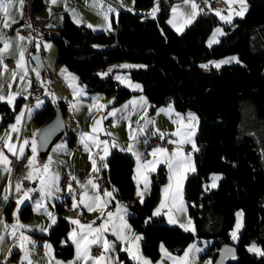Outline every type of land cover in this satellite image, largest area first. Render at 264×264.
Returning a JSON list of instances; mask_svg holds the SVG:
<instances>
[{
  "label": "trees",
  "instance_id": "trees-1",
  "mask_svg": "<svg viewBox=\"0 0 264 264\" xmlns=\"http://www.w3.org/2000/svg\"><path fill=\"white\" fill-rule=\"evenodd\" d=\"M156 1L132 3L135 9L148 10ZM245 1V16L224 26L223 37L213 47L206 43L219 25L218 18L203 12L177 34L167 24L171 0H162L155 18L120 12L112 18L113 33L97 34L84 25L77 27L65 14L58 35L50 38L56 45L57 64L73 73L88 93L114 95V105L134 96L111 77L100 79L95 74L107 64L128 61L138 65L128 70L129 76L142 85L151 111L172 105L175 111L193 112L199 119L195 169L184 185V199L194 221L193 234L169 227L163 219L148 222L159 188L167 180L164 168L151 175V193L140 203L135 197L133 157L112 150L106 160L104 187L114 188L117 199L128 203L132 213L129 223L142 237L140 248L150 261L159 258L160 244L177 256L195 241L212 240L213 262L220 247L229 244L237 249V260L232 264H264V0ZM44 7V0H35L32 11L37 13ZM93 46L101 50L94 51ZM230 55H236L242 66L209 71L200 67ZM57 106L65 114L63 103L46 101L44 108L33 115L34 123L42 127ZM0 115L3 129L12 122L14 113L0 103ZM216 174L222 175L217 189L205 192L204 184ZM55 207L57 213L61 211L60 205ZM238 211L243 212L244 223L234 244L229 233ZM30 215L26 204L19 217L27 221ZM70 228L66 219L57 217L47 236L54 255L62 260L74 256L72 245H62ZM252 241L260 246L261 255L247 251ZM119 256L123 264H134L124 254Z\"/></svg>",
  "mask_w": 264,
  "mask_h": 264
},
{
  "label": "rangeland",
  "instance_id": "rangeland-1",
  "mask_svg": "<svg viewBox=\"0 0 264 264\" xmlns=\"http://www.w3.org/2000/svg\"><path fill=\"white\" fill-rule=\"evenodd\" d=\"M47 1L48 4L41 11L37 12L36 15L47 23L48 29L52 34L58 35V29L63 24L64 15L67 14V7H72V3L71 0ZM74 1L76 6L73 9L76 10L82 22L85 23V27L97 34L115 32V28L112 25V17L115 15L114 19H116L120 12L128 11L136 15H149L152 12L149 11V13H146V10L133 8L132 0ZM242 1L245 2V6H243L245 8L239 7L236 9V12H239L238 18L225 17L224 19L227 21L225 23H222L218 19L219 25L214 29L207 42L209 47L215 46L219 42V39L223 37L224 26L231 24L235 20L242 19L245 16L247 4L245 0ZM117 4H120L121 7L117 8ZM127 4H130V6H127ZM179 4L180 7L178 8L177 6ZM20 6L21 21H23V3ZM196 6L192 3H183L182 0H171L169 22L172 25L176 23L180 24L179 22L182 21H179V18L183 15L185 17L190 13H194L197 10ZM13 20L12 18H8L4 22V16L0 12V67L3 59H13L15 61V58L10 54H13L20 60L25 51V80L17 79V82H19L17 84L21 90L20 92L24 94V97H22L26 101L31 88L30 75L27 69V64L30 63L33 78L42 93L41 97L35 96L37 100H43L44 103L50 101L56 104L62 102L67 105V114L64 116L67 137L65 140L54 145L44 159L33 153L30 162L26 159L24 162L18 160L24 166L23 173L27 166H29V175L26 174L25 177L19 178L14 186L10 184V181L8 183L5 182L4 173L0 172L1 195L5 192L13 195L10 201L17 205L20 202L32 204L33 213L29 220L32 225H36L39 229L45 228V231L48 230L44 226L45 221L50 220L53 212L57 213L55 207L57 204L61 206V211H58V217L66 219L71 226L66 237L67 240L70 239L71 244L68 241H63L62 245L68 243L76 251L74 256L67 261L58 259V264H117L119 262L123 264L119 256L120 254H124L125 258L134 264H194L195 260L193 262L190 255H193V258L196 259L195 264H213L214 242L212 240L195 241L182 254L177 256L168 253L164 246L160 244L159 258L154 262L150 261L142 253L141 248L139 249V243L131 238V234L134 236L139 235L132 229L129 223L132 213L128 207V203L117 199L114 188L104 187V191L101 193L100 185L97 182L103 179V172L107 168L106 160L110 156L111 151L118 150L126 152L134 160L133 176L136 188L135 197L140 203H143L151 193V175L156 174L159 168H164L167 180L159 188L152 218L148 222L163 219L165 225L177 227L193 234L194 221L189 215V209L184 199V185L187 176L191 175L195 169L194 155L198 151L196 135L199 125L197 115L193 112H176L172 105L158 107L151 111V104L142 94L141 100L143 101L141 102H144L145 105L140 103L138 97L131 99L130 102L136 103H133V112L129 113L128 111L131 119H127L125 123L123 121L117 122L116 116L114 115L111 116V123H103L102 117L99 115L100 117H97V120L94 119V123L92 122V128L85 127L84 125L87 124L98 107V104H95L94 101H87V96L89 95L86 86L79 84V80L76 79L75 82H71L70 88L71 93L73 92L74 94L66 90L63 81L67 80L64 74H72L70 76H73V78H75V75L69 73L64 66L57 64L56 45L50 38H40L37 40L27 62L26 58L28 53H26V50L28 52L30 50V41L20 34L19 30L22 26L15 27L13 31H10L13 28L12 26L17 24V22L10 24ZM194 21L195 19L188 25H191ZM8 23L10 25L7 28L6 25ZM188 25L184 26L183 30L175 32L177 34L183 33ZM7 40H9L10 44H6L7 42L5 41ZM34 54L42 56L45 70V77L43 78L30 61V57ZM212 64L214 65L211 66ZM227 65L242 66L236 55H230L216 61L202 63L200 67L204 71H209ZM131 67L136 68L138 65L130 64L128 61L110 63L104 68L98 69L95 74L100 79L111 77L122 88L132 93H136V91L142 93V85L139 82L133 81L129 76L128 70ZM3 77H5V74L0 71V82L3 80ZM25 87L26 90L23 92ZM72 99H75V107L77 109L80 107L79 110H82V112L77 111L76 115L73 113L74 106L72 105ZM13 101L15 103L16 100ZM14 105L12 111L15 109ZM77 117L82 118V122L86 124L80 126V122L77 120L79 118ZM108 117L110 116H107L106 120ZM149 118L152 120V125L148 131H145L144 125ZM30 120L31 117L29 116L21 144L20 157L25 156L27 149L26 137L29 133ZM12 124L8 129L3 128L0 131V146L6 152L9 150L5 141L14 143L13 146L15 148L19 145L18 141L14 142L17 132L16 123ZM133 126L135 129L132 128ZM33 129L37 130V127L33 126ZM72 134L75 136V141L70 143L69 140ZM154 136L166 139L172 146V150L168 151L167 149L150 147L148 145V138ZM103 138L109 139L110 142H107L111 143V146L108 143H104L105 140L103 141ZM129 141H133L134 143L130 144ZM36 142L37 137L33 136V152H35ZM103 146L107 147L109 154H103ZM6 152L3 151V154H6ZM33 162L41 164V166L35 168L33 167ZM2 167L3 164L1 162L0 169ZM63 175H69L77 183L76 190H73L71 187H62L61 177ZM31 178L38 180V184L34 190L31 188L28 190V185L24 186L22 183L23 181H32ZM221 179V174L214 175L209 182L204 184L205 192L217 189ZM81 185H84V187L82 188ZM35 190L39 191V198L37 200L32 198ZM75 191L79 192L80 195L76 196ZM29 193H31L32 199L29 198ZM102 201H105L108 204V210H111V215H108V218L111 216L115 219V227L113 228L112 235H107L106 229H103V227L99 228L95 225L100 219L98 213ZM76 209L80 211V215L87 217L88 223H91L89 226H85L83 229L84 232L76 228L78 226L77 220H75V218L77 219V215H74ZM81 209L85 210V213ZM20 211L17 213L18 220L24 222L19 218ZM15 213L16 211L13 212L14 215ZM243 223L244 214L242 211H238L236 213L234 227L229 233L234 244L239 240ZM124 246L128 247L127 251L123 250ZM88 248L89 251H87ZM94 251L97 253L94 254ZM247 251L258 256L261 253V248L252 241L248 245ZM97 256L102 257H98V261L94 260Z\"/></svg>",
  "mask_w": 264,
  "mask_h": 264
},
{
  "label": "crops",
  "instance_id": "crops-1",
  "mask_svg": "<svg viewBox=\"0 0 264 264\" xmlns=\"http://www.w3.org/2000/svg\"><path fill=\"white\" fill-rule=\"evenodd\" d=\"M90 1L94 2V1H99V0H90ZM219 1L223 5L222 8H217L214 10H208L207 11V10L200 9L198 6H196L197 10L194 13H190L189 15H186L185 17L183 15L179 18V21H182V22H179L180 24L176 23L175 25H172V23H170L168 19H167L168 20L167 24L174 31L183 30L184 26H187L190 22H192V20L196 19L197 18L196 16H198L200 13H202V11L210 12V13L214 14L215 16L218 17V19L222 23H225V22H227L224 19L225 17L226 18H238L239 12L237 13L236 9L239 7L241 8V7L245 6V2H243L242 0H219ZM161 2H162V0L156 1V3L150 9L146 10V13H149V11H152L149 15L147 14V16H149L150 18H155L157 13L160 10ZM182 2L187 3V4H189V3L195 4L193 0H182ZM21 3H23V0H0V12H2V14L4 16V22L8 18L14 19L13 21H11L10 24H12L13 22H17V24H14L12 26L13 28L10 31H13L15 27H20L22 24L21 6H20ZM71 3H72V7H67V14L71 10H75V9H73L74 6H76L75 1L71 0ZM119 5L120 4H117L116 7L120 8L121 5L120 6ZM127 6H130V4L129 5L127 4ZM132 6H133V3H132ZM177 7L179 8L180 4ZM178 8H176V9H178ZM243 8H245V7H243ZM114 14H116V13H114ZM114 16L115 15H113L112 18H114ZM169 16H168V18H169ZM10 24L8 23L6 25V27L7 26L9 27ZM83 25L85 26V23H83ZM2 35L4 36V34H2ZM26 39H28V38H26ZM5 42H7L6 44H10L9 40H7ZM206 44L208 46V43H206ZM24 52H23V55L21 56L20 60H18V58L16 56H14L13 54H10L11 56H13L15 58V61L13 59L12 60L7 59V60H11L13 62L12 67H6L5 65H3L2 62H1V67H0V71L5 74V77H3V80L0 82V103L8 106L10 111H12L13 105L15 104L14 105L15 109H14V111H12L14 113L13 120L5 128L8 129L12 123H16L17 132L15 135L14 142H16V141L19 142V145L15 148V146H13L14 143H9L8 141H5L6 146L9 150L7 152H10V153H7L4 150V148H2V150L0 151V163L2 162V164H3V167L0 169V172L4 173L5 182L8 183L10 181V184L12 186H14L16 181L19 179L18 178L13 183L11 182L10 165H11L12 158L16 157L18 160H20L22 162H24V160L26 159V160H29V162H30L33 153H35L36 155H39L38 140L36 142L35 152L32 151L33 136L38 137L39 130H40V127H38L33 121V115L36 112L40 111L42 108H44L45 103H46V102L44 103L43 100H37V97H35L33 105L26 109L25 99L23 98L24 94L22 92H20L21 90L19 88V85L17 84V83H19V82H17V79L18 80L19 79L25 80V76H26V74H25V64L26 63L24 60V58H25ZM26 53H28V50H26ZM41 58H42V56H41ZM42 63H43V61H42ZM213 65L214 64H212L211 66H213ZM43 67H44V65H43ZM27 69L29 71V75L33 78V74H32L31 69H30V63L27 64ZM63 73H66V72H63ZM69 73H71V72H69ZM70 75H72V74H70ZM70 75L67 73L64 74L67 81H63L64 86L69 93H71V89H70L71 88V82H75L76 79H78L76 76H75V78H73V76H70ZM43 77H45V70H44V76ZM33 80H34V78H33ZM79 84H81V83H79ZM25 90H26V87L23 90V92H25ZM71 94H74V93L72 92ZM88 95L89 96H87L88 97L87 101H94L95 104H98V107L95 110V112L92 114L90 119L88 120L87 124L82 122V118L77 117V118H79L77 120H78V122H80V126H83L84 124H86V125H84L85 127H91L92 128V122L94 123V121L97 120V117H100L99 115H101L103 123H111L112 122L111 116H113V115L116 116L117 122L123 121V123H125L127 119H131L129 113L133 112V105H134L133 103H136V102H130V101H131V99H135L136 97H138V99L142 105H145L144 102H141V101H143V100H141L142 99V96H141L142 93L137 92V91H136V93H134V96L130 97L129 99H127L126 101H124L120 105H114V95L106 96L102 93H88ZM41 96H42V93H41L40 97ZM13 100H16L15 103ZM60 103H62V102H60ZM57 104L52 103V105H57ZM63 104L65 105V114H64V116H65L67 114V105L65 103H63ZM72 105L74 106L73 113L75 115H76L77 111L82 112V110H79L80 107H78V109L75 107V105H76L75 99H72ZM128 111H129V113H128ZM29 116L31 117V120H30V124H29V133L27 134V137H26L27 138V149L25 152V156L20 157L21 144H22L23 135H24V131H25V128L27 126V123H28ZM107 116H110V117H108V119L106 120ZM1 119H2V116L0 115V123H1ZM33 126H36L37 130L33 129ZM132 128L135 129L134 126ZM1 130L2 129H0V131ZM73 138H74L73 140L75 141V136ZM129 142H130V144L134 143L133 141H129ZM104 143H108V142L105 141ZM108 145L111 146V143H108ZM128 150H130V149H128ZM3 151L6 152V154H3ZM102 152H103V154H109V150H107L106 146H103ZM129 154H131V152H129ZM37 166H41V164H36L35 162H33V167L36 168ZM28 167L29 166H27L26 170L24 171V173L20 177V179L22 177H25L26 174L29 175ZM192 174H193V172L191 173V175ZM31 180L32 181H28V183H29V185L27 186L28 190L30 188L34 190V188H36V186L38 184V180L33 179V178H31ZM133 180H134V176H133ZM75 185L77 186L76 182H75ZM134 185H135V180H134ZM81 187L83 188L84 185H81ZM135 190H136V188H135ZM30 192H32V191H30ZM12 198H13V195H10L8 192H5L3 195H1V193H0V211H2L4 213L0 216V264H58L59 258H57L54 255V251H53V249H52V247H51V245L47 239L48 234L50 233L52 227L56 223L58 213L53 212L51 217H50V220L45 221L44 226L46 228H48V230L45 231V228L39 229V227H37L36 225H34V224L32 225L30 220H29L30 218L27 220V222L26 221H24V222L19 221L17 213L19 210H21L24 207V205H26V203L20 202L17 205L14 202L10 201V200H12ZM29 198H31V193H29ZM27 204H29V203H27ZM29 206L31 209V215H30V217H31L32 213H33V211H32L33 205L29 204ZM7 207H8V209L6 210ZM81 210L84 211V213H85V210H83V209H81ZM15 211H16V213L14 215L13 212H15ZM101 214H103L102 217H101ZM74 215H77V219L75 218V220H77L78 226H76V228H78L81 232H84L83 229L85 228V226H87V225L89 226L91 223L87 222L86 216L80 215V211L78 209H76L74 211ZM108 215H111V210H108V204L105 201H102L101 202V208L99 209V213H98V216L100 219L97 221V224H95V225L99 228L103 227V229H106L107 235L108 234L112 235L113 234L112 233L113 228L115 227V223H114L115 219H114V217H111V216L108 218ZM131 238L135 239L139 243V246H140L141 240H142L140 235L134 236L133 234H131ZM67 241L71 244L70 239H68ZM139 249H140V247H139ZM117 250H119V249H117ZM123 250L127 251L128 247L124 246ZM75 251L76 250L74 248V253H75ZM87 251H89V248ZM259 255H261V253ZM98 257L99 256L94 258V260L98 261V259L101 258L102 256L99 258ZM190 258H191V260H193V262H194V260L196 262V259L193 258V255L192 256L190 255ZM59 260L67 261V260H62V259H59ZM102 262H103V260H102ZM195 262H194V264H195ZM117 264H122V263L119 262Z\"/></svg>",
  "mask_w": 264,
  "mask_h": 264
},
{
  "label": "built area",
  "instance_id": "built-area-1",
  "mask_svg": "<svg viewBox=\"0 0 264 264\" xmlns=\"http://www.w3.org/2000/svg\"><path fill=\"white\" fill-rule=\"evenodd\" d=\"M194 3L203 10H214L217 8H222L223 5L219 0H193ZM44 4L47 5L48 1L44 0ZM23 10H24V17L22 21V28L19 30L20 34L28 38L30 41V50L27 54V62L29 60V55L31 50L33 49L34 45L36 44L37 40L40 38H53L56 35L52 34L50 30L48 29V25L41 20L36 13L33 11H27V0H23ZM3 64L6 67H12L13 62L11 60L3 59ZM30 82H31V88L29 90L28 99L25 101L26 109L32 105V102L35 98V96H40V88L37 85V83L33 80V78L30 76ZM103 140L110 142L109 139L103 138ZM148 145L155 149H167L172 150V146L168 143L166 139H161L160 137L154 136L151 138H148ZM0 146V151H1ZM24 166L23 164L16 159V157L12 158L11 162V173L10 178L11 182L13 183L15 180L20 178L23 173ZM100 185V192L103 193L104 191V183L101 180L97 181ZM24 186L29 185L28 182L23 181L22 182ZM61 185L62 187H71L73 190H76L75 182L72 180V178L69 175H63L61 177ZM75 195L78 196L79 192L75 191ZM33 199L39 198V191L35 190L32 195ZM3 212L0 211V215H2ZM94 254L97 252L94 251Z\"/></svg>",
  "mask_w": 264,
  "mask_h": 264
},
{
  "label": "water",
  "instance_id": "water-1",
  "mask_svg": "<svg viewBox=\"0 0 264 264\" xmlns=\"http://www.w3.org/2000/svg\"><path fill=\"white\" fill-rule=\"evenodd\" d=\"M70 22L77 26L82 27L83 23L79 18L75 10L68 12ZM92 50L100 51L99 46H93ZM30 61L36 68L37 72L43 77L44 67L42 58L39 54H34L30 57ZM80 83V81H79ZM152 125V120L149 118L144 125V130L148 129ZM67 137V127L64 123V112L60 106H57L53 110L52 117L45 123L39 130L37 137L38 140V152L39 157L44 159L49 154L50 149L58 142L65 140ZM237 260V249L229 244H224L220 247L217 257L213 264H232Z\"/></svg>",
  "mask_w": 264,
  "mask_h": 264
},
{
  "label": "bare ground",
  "instance_id": "bare-ground-1",
  "mask_svg": "<svg viewBox=\"0 0 264 264\" xmlns=\"http://www.w3.org/2000/svg\"><path fill=\"white\" fill-rule=\"evenodd\" d=\"M34 3H35V0H27V11L33 10Z\"/></svg>",
  "mask_w": 264,
  "mask_h": 264
}]
</instances>
